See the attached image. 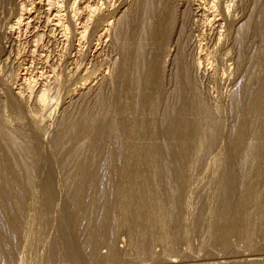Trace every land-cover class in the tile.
Returning <instances> with one entry per match:
<instances>
[{
    "label": "rangeland",
    "instance_id": "1",
    "mask_svg": "<svg viewBox=\"0 0 264 264\" xmlns=\"http://www.w3.org/2000/svg\"><path fill=\"white\" fill-rule=\"evenodd\" d=\"M39 1L0 0V134L15 133L30 172L0 210V264H264V109H251L264 98V0H150L148 12L145 0H78L79 13L98 9L70 21L63 0L66 35ZM168 122L214 138L177 160L185 140ZM9 147L0 140V156ZM20 160H0V183ZM128 165L133 182L117 176ZM121 201L141 218L120 222Z\"/></svg>",
    "mask_w": 264,
    "mask_h": 264
},
{
    "label": "bare ground",
    "instance_id": "2",
    "mask_svg": "<svg viewBox=\"0 0 264 264\" xmlns=\"http://www.w3.org/2000/svg\"><path fill=\"white\" fill-rule=\"evenodd\" d=\"M27 1V0H26ZM34 1V0H33ZM36 1V0H35ZM41 2H45V3H47V7L46 8H48V9H45V10H47V11H49V12H47V13H50V12H54L55 14L54 15H52V14H49V16L50 15H52L53 16V19H52V17L50 18L51 20H53V23H54V21H55V24L53 25V24H51V25H53V27L54 26H58V29H59V26L60 27H62L61 28V30H59V31H62V33L63 34H65L66 35V31H67V27L69 28V23L68 24H64L63 23V21L66 23V21L67 20H69L70 21V19H76V17H74L76 14H78L79 12H78V4H77V2H78V0H73V1H71V5H70V7L68 8V11H69V13H71V15H69V16H71L72 18H69V19H67L66 21L65 20H63V17H64V14L62 13V11H61V8L63 7V6H65V5H62V3H63V0H40ZM39 1V2H40ZM102 1V0H101ZM152 1V0H151ZM151 1L150 0H145L144 1V10L146 11V9H147V12L148 11H150V10H148V8L150 9V7H152V6H150V4H151ZM29 2V1H28ZM27 2V3H28ZM38 2V3H39ZM70 2V1H69ZM80 2V1H79ZM78 2V3H79ZM83 2V1H82ZM86 2V1H85ZM84 2V5H83V8H82V6H80L82 9H80L81 11L83 10V11H85L86 10V12H87V10H88V12L90 13V14H88V15H90V16H92L93 14H96L95 13V10H97L98 8H96V7H94L93 5H94V3H93V5L90 3V2H87V3H85ZM153 2V1H152ZM36 3V2H35ZM38 3H36V4H38ZM44 3V4H45ZM96 3V2H95ZM40 4V3H39ZM41 4H43V3H41ZM67 4V5H68ZM81 4H83V3H81ZM28 5V4H27ZM68 5V6H69ZM27 7H29V6H27ZM26 5L25 4H21V6H20V8H21V11H26ZM33 7V6H32ZM98 7V6H97ZM211 7V6H210ZM146 8V9H145ZM64 9V8H63ZM226 9V8H225ZM29 11H30V8L28 9ZM66 10V9H65ZM20 11V10H19ZM60 11H61V13H60ZM80 11V12H81ZM82 11V12H83ZM99 11V10H98ZM97 11V12H98ZM27 13H29L28 11H26ZM45 12V13H46ZM81 12V13H82ZM100 12V11H99ZM22 13V12H21ZM20 13V14H21ZM81 13H79V15H81ZM122 13V12H121ZM120 13V14H121ZM124 13V12H123ZM216 13V12H215ZM23 14V13H22ZM29 14H31V13H29ZM99 14V13H98ZM108 14V13H107ZM113 14V13H112ZM150 14V13H149ZM83 15L85 16V14L83 13ZM88 15H86V16H88ZM23 16V15H22ZM21 15L17 18V19H15V22H16V24H15V22H13L14 23V25H20V24H23V21H24V18L22 17ZM27 16V15H26ZM68 16V15H67ZM77 17H78V15H76ZM82 16V15H81ZM89 16V17H90ZM94 16V15H93ZM119 16V15H118ZM32 17V16H31ZM30 17V18H31ZM47 17V16H46ZM45 17V18H46ZM145 17H146V15H145ZM212 17V16H211ZM82 18V17H81ZM94 18V17H93ZM101 18V17H100ZM108 18V17H107ZM106 18V19H107ZM125 18H127V16L126 17H124V19ZM147 18L149 19H145L146 21H145V23L144 24H146V32L145 31H143L145 34L147 33V31H149V30H151L152 28H150L152 25H151V20H150V18L147 16ZM47 19V18H46ZM49 19V18H48ZM47 19V20H48ZM65 19V18H64ZM73 19V20H74ZM78 19V18H77ZM80 19V18H79ZM85 20H83V21H86V19H88V22H89V18L87 17V18H84ZM90 19H91V17H90ZM118 19H119V17H118ZM123 19V18H122ZM201 19V18H200ZM81 20V19H80ZM126 21H127V19H125ZM30 21H32V19L30 20ZM29 21V17H27V21H25L26 22V24L28 25V23L30 22ZM38 21V20H37ZM68 21V22H69ZM83 21H82V24H83ZM91 21V20H90ZM93 21V20H92ZM118 21V20H117ZM125 21V22H126ZM210 21H211V19H210ZM50 22H52V21H50ZM50 22L48 23V24H50ZM71 22H72V20H71ZM77 22V21H76ZM79 22H81V21H79ZM108 22V21H107ZM45 23V22H44ZM109 23V22H108ZM247 23V22H246ZM25 24V23H24ZM71 24V23H70ZM73 24V23H72ZM71 24V25H72ZM75 24H77V23H74V25ZM86 24H87V22H86ZM31 25V24H30ZM68 25V26H67ZM104 25V24H103ZM110 25V24H109ZM76 26V25H75ZM80 26V25H79ZM111 26V25H110ZM17 27V26H16ZM20 27H22V26H20ZM53 27H51L52 28V31H54V29H53ZM89 27V26H88ZM9 28V27H8ZM13 28V26L11 27V29ZM28 28H29V26H28ZM87 28V26L86 25H81V31L79 32V30H78V32H79V36H81L80 37V39L81 38H84V36H83V34L85 33V31L87 30L86 29ZM144 28V27H143ZM24 29H25V26H24ZM30 29V28H29ZM77 29V28H76ZM97 29V28H96ZM155 29V28H154ZM26 30V29H25ZM35 30V29H34ZM56 30V29H55ZM103 30H105V29H103ZM33 31V30H32ZM44 31V30H43ZM73 31V30H72ZM77 31V30H76ZM107 31V30H106ZM153 31V30H152ZM11 32V31H10ZM25 32V31H24ZM99 32V31H98ZM104 32V31H103ZM150 32V31H149ZM148 32V33H149ZM13 33V32H12ZM60 33V32H59ZM100 33V32H99ZM47 34V33H46ZM63 34H61V36L63 35ZM67 34H69V30H68V32H67ZM94 34V33H93ZM104 34V33H103ZM113 34V33H112ZM5 35V34H4ZM37 35L39 36V35H41V34H36V36L35 37H37ZM99 35H101V34H99ZM99 35H98V37H99ZM242 35V34H241ZM42 36V35H41ZM78 36V37H79ZM83 36V37H82ZM34 37V38H35ZM65 37V36H64ZM38 39H35V41H38V40H40L39 38H40V36L39 37H37ZM67 38V37H66ZM9 39V38H8ZM79 39V40H80ZM34 40V39H33ZM81 40H83V39H81ZM20 42V41H19ZM34 42V41H33ZM39 42L40 41H38V44H39ZM35 44H37V42H35ZM17 45V44H16ZM36 46V45H35ZM17 48V47H16ZM23 49V48H22ZM10 51V50H9ZM3 52V51H2ZM137 53V52H136ZM17 54V53H16ZM138 55H136V62L133 64V63H131V64H133V65H135V66H137V64L136 63H138L137 62V60L140 58V56L142 55V52L140 51V50H138V53H137ZM8 56V55H7ZM135 57V56H134ZM142 59V58H141ZM133 60H135L134 58H133ZM259 61V60H258ZM261 61V60H260ZM46 62V61H45ZM42 64V63H41ZM256 65V64H255ZM42 70V69H41ZM53 71V70H52ZM42 74V73H41ZM138 74H137V72H136V76H137ZM262 75H264V74H262ZM133 76H135V75H133ZM32 77V76H31ZM50 77V76H49ZM131 77H132V75H131ZM133 78V80H136V79H134V77H132ZM23 80H22V83H24V84H26V85H28L29 86V88L28 89H30L31 87H34L33 86V83H31V81L29 80V79H26L25 77H23L22 78ZM33 79V78H32ZM259 79V78H258ZM257 79V80H258ZM14 80V79H13ZM19 80V79H18ZM20 80H21V78H20ZM32 81H35V80H32ZM259 81H260V79H259ZM258 81V82H259ZM254 82V81H253ZM257 82V83H258ZM27 86V87H28ZM257 87V86H256ZM32 89V88H31ZM50 89V88H49ZM49 89H48V91H49ZM261 90V89H260ZM19 91H20V89H19ZM29 91H31V90H29ZM33 91V90H32ZM48 91H47V88L45 87V88H42L41 89V91H40V93L38 94V96H36L37 98L36 99H38L37 101V103L39 104V108L41 107V109L43 110L44 108H46L47 107V104H48V102H52V101H49V94H48ZM263 91V90H262ZM254 92V91H253ZM20 93V92H19ZM31 93V92H30ZM264 93V92H263ZM18 94V93H17ZM32 94V93H31ZM30 94V95H31ZM56 94V93H55ZM255 94V93H254ZM20 95V94H19ZM20 96H22V95H20ZM30 98V97H29ZM51 100H53L52 99V97H51ZM49 103V104H50ZM256 103L257 104H255V101H254V104L255 105H251L252 106V108H251V106H249L251 109H254L253 111H257L258 109L259 110H261V111H263V109L264 108H262V107H264L263 105H264V98H263V96L260 94V93H258V94H256ZM123 104H125L124 105V107H125V109H126V111H127V108L128 107H130V108H133L134 109V107H131L130 105H132L131 103L130 104H128V103H123ZM127 104H128V106H127ZM252 104H253V101H252ZM263 104V105H262ZM134 106V105H133ZM121 107V106H120ZM123 107V106H122ZM127 107V108H126ZM130 108H128V109H130ZM249 108V109H250ZM262 108V109H261ZM124 109V108H123ZM258 110V111H259ZM257 111V112H258ZM40 113H42V111H40ZM131 113V112H130ZM259 113H260V111H259ZM123 119V118H122ZM122 119H120V120H122ZM119 121V120H118ZM123 121H125V120H123ZM106 122H104V124H105ZM176 123V122H175ZM175 123H171V124H169V122H168V127L166 128V134H167V136H168V138H170L171 140H177V143H178V141H182V139H181V136L183 137V139L185 140V142L184 143H178V145L176 146V147H172L171 148V150H169V154L170 155H172V156H175V158L178 160V158H183V156H185V155H187L188 153H189V144L190 143H188L189 141L191 142V141H195V140H192V139H194V138H198L199 137V139H198V142L196 141V145L194 144V148L195 149H200L201 148V146L203 145V144H205V143H209V140L212 138H214L213 137V133H214V130H215V128L213 129H211V130H208V132H204V131H199V127H196L194 124H186L185 125V123H183L184 124V126H182L183 124H181L180 126H182V127H180L178 124L176 125ZM100 124V123H99ZM260 125V124H259ZM81 126H83V123H80L77 127L78 128H80ZM245 126V125H244ZM256 126V125H255ZM263 126H264V120H263V123H262V120H261V128H263ZM120 127H122V126H120ZM240 127H243V125L241 124V126H239L238 128H239V130H236V133H235V135H233V136H237L239 139L241 138L242 139V137H244V136H242L241 137V135H242V133L244 134V132L242 131V130H244V128L246 127H244L243 129H241ZM124 128V127H123ZM211 128V127H210ZM109 129V127H108V124L106 125H103L102 123L97 127V129H94L95 130V132L93 133V129H92V133H93V135H95V133H97L98 134V136H100V137H103L102 135H104L105 133H106V131ZM118 129V128H117ZM121 129V128H120ZM119 130V129H118ZM122 130V129H121ZM207 130V129H206ZM261 130V129H260ZM263 130V129H262ZM120 131V130H119ZM118 132V131H117ZM123 132V131H122ZM121 131H120V133H122ZM133 132V131H132ZM216 132V131H215ZM12 134H15V133H9V131H6L5 130V132H3V133H1L0 134V136H1V138H0V140H2V141H4L5 143H7V145H9L10 147H9V154L8 153H6V154H2L1 156H0V160L1 161H3V160H6V159H8V160H10V159H12L13 158V156H15V157H17V158H21V160H20V162L19 163H16L14 166H11L10 168H12V170L10 169V168H7V173L5 174V177H4V181L2 182V183H0V186L2 187V192H1V195H0V210L1 209H4V210H8V204L9 203H11V202H15L17 199H20L21 198V194H20V192H19V190H16L15 188H13V185H15V184H17V183H21V181H23V180H25L26 178L28 179V177H29V174H30V172L28 171V167H27V165L24 163V161H22V158H23V155H24V151H23V148L21 149V146H20V144L17 142V137L15 136V135H12ZM97 134H96V136H97ZM112 134V133H111ZM133 134H134V132H133ZM217 134V133H216ZM241 134V135H240ZM91 135V134H90ZM107 135V134H106ZM105 136V135H104ZM120 136V135H119ZM167 136H165V137H167ZM237 138V139H238ZM211 139V140H212ZM237 139H234V140H236L237 141ZM241 139H240V141H241ZM210 140V141H211ZM244 140V139H243ZM239 141V140H238ZM90 143V142H89ZM175 143V142H174ZM208 143L206 144V145H208ZM237 143V142H236ZM89 145V144H88ZM176 145V144H175ZM193 146V145H192ZM250 148H252L251 146H249ZM203 148V147H202ZM249 148V149H250ZM167 150L169 149V148H166ZM253 149H255L256 150V148H254L253 147ZM252 149V150H253ZM251 150V149H250ZM206 151V150H205ZM131 153V152H130ZM134 153V152H133ZM133 153L132 154H130V155H133ZM10 155H12V157H9ZM129 157V156H128ZM134 157V156H133ZM131 158H132V156H131ZM130 158V159H131ZM132 166V165H131ZM131 166L130 165H128V168H130V169H128V171L129 172H122L121 173V175L120 174H118L117 176H118V178H122V177H125V179H129L128 180V182L130 181V182H133V180L132 179H130L129 177H132L135 173H136V171L132 168L131 169ZM20 170V171H19ZM23 170V171H22ZM24 172V174H25V176H24V179H23V177H22V173ZM127 177V178H126ZM118 181V180H117ZM83 184V183H82ZM133 184V183H132ZM127 188H128V186H127ZM122 196H124V195H122ZM126 199L128 200V198L126 197ZM130 199V198H129ZM121 200V199H120ZM124 199H122V201H123ZM121 201V202H122ZM116 203L115 205H114V203H112L113 204V206H112V209L114 210V208L115 209H117V210H122L121 212H122V214L121 215H119V221L120 222H125L124 220L126 219H129L131 216L133 217L134 215V217L133 218H135L136 220H137V218L138 217H140V213L139 212H135V211H133V212H135V214H133V212L132 211H130L132 208H131V204L132 203H134V202H131V203H129V201H126L127 203H129L130 204V207H129V204L126 206V207H124V205H125V202H124V205H123V202L122 203ZM15 204V203H14ZM122 204V205H121ZM137 204V203H136ZM134 205V204H133ZM76 207H79L80 208V206H83V204L80 202V200L78 201V202H76V205H75ZM137 206V205H136ZM135 206V207H136ZM17 207H19V205H17L16 204V208ZM14 209L13 211H11V213H7L6 215H7V218L9 217V222H10V228L11 229H13V227L15 226V221L17 220V216H18V214H17V212H18V210L17 209ZM131 208V209H130ZM138 208V207H137ZM12 210V209H11ZM133 210V209H132ZM137 211V210H136ZM119 212L120 211H118V214H119ZM120 212V213H121ZM142 215V214H141ZM0 217H2L1 215H0ZM128 217V218H127ZM131 217V218H132ZM131 218H130V220H131ZM141 218V217H140ZM117 219H118V217H117ZM116 220V219H115ZM118 221V220H117ZM128 221V220H127ZM117 223V222H116ZM136 228V227H135ZM131 230H133V229H131ZM138 231V230H137ZM67 233V232H66ZM132 234V233H131ZM7 239V238H6ZM9 241V240H8ZM74 241V240H73ZM11 243V242H10ZM69 243V242H68ZM3 246H5V245H3ZM2 245L0 244V251L2 250ZM5 248V247H4ZM6 249V248H5ZM5 249H4V251H5ZM3 250H2V252H4ZM7 251V250H6ZM2 255V254H1ZM3 257H4V255H3ZM11 257V256H10ZM5 258V257H4ZM7 258V257H6ZM13 259V258H12Z\"/></svg>",
    "mask_w": 264,
    "mask_h": 264
}]
</instances>
